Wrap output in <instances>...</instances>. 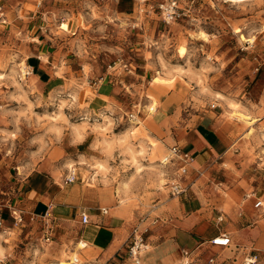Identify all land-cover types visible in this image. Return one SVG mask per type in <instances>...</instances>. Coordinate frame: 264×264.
Here are the masks:
<instances>
[{
  "label": "rangeland",
  "instance_id": "obj_1",
  "mask_svg": "<svg viewBox=\"0 0 264 264\" xmlns=\"http://www.w3.org/2000/svg\"><path fill=\"white\" fill-rule=\"evenodd\" d=\"M127 1L124 11H117L115 0H46L50 36L70 75L65 81L58 70L61 85L44 87L23 76L28 53L0 38V264H68L72 253L84 264L77 226L68 242L53 248L43 240L41 223L13 225L11 211L23 210L22 181L41 162L48 163L58 186L70 192L76 186L85 193L84 203L121 216L128 236L134 228L143 232L148 244L143 259L149 242L166 238L176 215L177 200L168 188L175 168L160 163L168 149L161 139L149 138L145 119L168 116V135L173 128H190L195 116L208 110L232 123L237 139L218 161L221 172H201L211 186L204 212L228 235L235 234L234 215L255 214V193L264 200V124L252 125L264 115V0H176L186 16L169 25L158 5L170 0ZM145 69L143 85L125 86ZM103 78L119 86L117 101L89 112L87 84ZM136 111L138 117L129 122L125 114ZM70 173L75 181L64 184ZM225 181L223 193L216 187ZM237 181L239 196L231 192ZM258 216L251 223L264 237ZM61 224L57 218L52 223V242L64 232ZM231 239L229 249L213 250L219 260L237 256Z\"/></svg>",
  "mask_w": 264,
  "mask_h": 264
},
{
  "label": "crops",
  "instance_id": "obj_2",
  "mask_svg": "<svg viewBox=\"0 0 264 264\" xmlns=\"http://www.w3.org/2000/svg\"><path fill=\"white\" fill-rule=\"evenodd\" d=\"M115 1L117 11L121 9L124 11L126 2H129L127 0ZM45 3L46 0H0V10L5 17V23H0V35H2L0 38L8 41L4 45L17 46L19 50L23 49L25 53H28L25 63L32 70V78L44 87H51L62 84L60 76L57 75L58 70H62L61 76L65 81L70 75L65 62L62 64L65 55L59 50V44L50 36L52 31L48 27L50 24L45 14L48 6ZM67 25L69 32L72 24L67 22ZM16 33L21 38L27 36L30 41L27 43L17 41L14 36ZM73 34H76V31ZM66 44L68 43L60 45L66 46ZM128 74H132V71ZM148 74L149 71L146 69L135 72V78L125 86L132 89L140 87ZM87 87L90 90V95L86 98L89 112L99 111L105 107V103L117 101L115 94L119 92L117 90H120L119 86H115L104 78L95 82L89 80ZM195 117L190 128H173L170 135L164 125V122L167 124L170 122L168 116H162L156 121L155 119H142L145 131L151 136L149 138L156 143H160L157 140L161 139L167 149L175 145L191 158L184 183L187 191L176 198V215L170 218L173 228L165 234L166 238L161 242L153 243L152 246L148 241L151 250L143 259L144 264H174L180 259L182 250L201 249V245L211 238L228 231L219 223H214L209 213L204 212V195L206 197L210 195V192H205V190L211 186L201 180V172L205 169L221 172L219 168L222 163L218 161L223 160L228 154L229 147L237 139V132L232 123L222 118L221 112L208 110ZM261 124H264V115L252 125L257 127ZM156 150L164 155L161 148L156 147ZM226 183L229 182H218L220 189L218 187L216 189L224 193L222 188ZM240 186L239 183L233 185L231 190L233 195L242 194ZM71 190L72 192L69 188L64 189L58 186L48 163L41 162L22 181L23 211L26 216L30 213L41 215L49 208L50 212L56 215L55 219L57 218L62 223L64 232H61L49 246L54 244L53 248H56L55 246L58 248L62 246L63 241L68 242V237L73 233L71 231L73 225L77 226L76 235L87 243V248L81 253L85 264H121L120 257L125 250L124 244L130 230L122 217L117 214L109 215L108 210L106 215H101L99 210L102 208L82 201L85 193L80 188L75 186ZM255 196L259 197L257 193ZM81 208H88L86 212L90 216V224L84 227L76 225ZM254 211V215L245 212L246 215L243 217L239 215L230 217L234 220L232 225L235 234L229 236L234 239L238 253L231 262L226 264H240L242 260L252 255L257 256L256 264H264V237L259 226H255L254 222L251 223L256 214L261 218L262 215L260 211ZM260 225L264 226V224ZM218 249L213 248L219 251Z\"/></svg>",
  "mask_w": 264,
  "mask_h": 264
},
{
  "label": "built area",
  "instance_id": "obj_3",
  "mask_svg": "<svg viewBox=\"0 0 264 264\" xmlns=\"http://www.w3.org/2000/svg\"><path fill=\"white\" fill-rule=\"evenodd\" d=\"M141 3L145 4L147 0H140ZM158 11L164 24L169 25L177 20L181 19L182 16H186V10L181 8L176 0H170L169 2H162L158 5ZM5 17L0 10V23H5ZM125 67V66H124ZM32 74V70L28 67L25 77H29ZM214 108V106H213ZM140 111H136V115L133 113L125 114L126 119L131 122L136 119ZM168 156L163 163L170 165L175 168L173 177L171 178L169 185V194L172 197H179L187 191L185 186V179L188 174V166L191 162V158L184 154L177 146L169 147ZM75 181V174L70 173L65 177L64 184H70ZM263 197H255L253 202V208L260 211L262 218L264 219V200ZM101 215H106L107 210L100 209ZM25 213L21 209L11 211L10 217L13 220L14 227H24L26 224L34 225L41 223L43 230V240L45 243H51L53 238V225L55 219L51 217L49 208L41 215L30 213L28 218H25ZM79 225L84 227L90 224V216L82 210L79 213ZM222 221V217L218 218V222ZM231 238L227 233H221L211 238L204 245H201V249H185L181 251L180 259L174 264H226V260H219L216 257V253L213 252V248L229 249L231 247ZM78 251L80 252L79 257L82 258L81 252L87 248V243L81 239L77 240ZM148 244L143 238V232L139 231L138 228H134L127 238L125 250L121 254V264H142L144 254L147 252ZM264 253V250H263ZM207 255V256H205ZM205 256V257H204ZM257 256L252 255L245 258L240 264H256ZM79 258H74V263H79ZM85 264V262H84Z\"/></svg>",
  "mask_w": 264,
  "mask_h": 264
},
{
  "label": "bare ground",
  "instance_id": "obj_4",
  "mask_svg": "<svg viewBox=\"0 0 264 264\" xmlns=\"http://www.w3.org/2000/svg\"><path fill=\"white\" fill-rule=\"evenodd\" d=\"M228 2H231V3H235V2H239V1H241V0H227ZM200 37L203 39V40H206L205 38H206V34H204V33H200ZM199 37V38H200ZM200 38V39H201ZM24 68V67H23ZM22 68V69H23ZM20 70V71H23V70ZM26 69H28V67H26ZM25 73H26V71L24 70L23 72H21V74H23V76L25 75ZM168 156V154L167 155H164V157H162L161 158V164H164L165 165V163H163L164 162V160L166 159V157ZM177 198V197H176ZM147 250H148V247H147ZM76 257V253H72V257H71V259L69 260L70 262L68 263V264H75L74 263V258ZM66 262V261H65ZM60 264H64V263H60ZM77 264H82V263H80V261H79V263H77ZM142 264H143V261H142Z\"/></svg>",
  "mask_w": 264,
  "mask_h": 264
}]
</instances>
